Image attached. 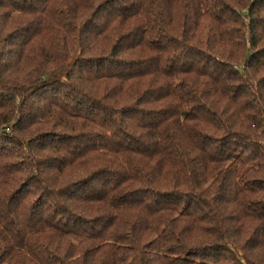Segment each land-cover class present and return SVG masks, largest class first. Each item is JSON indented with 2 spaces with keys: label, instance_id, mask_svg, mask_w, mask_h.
Returning <instances> with one entry per match:
<instances>
[{
  "label": "trees",
  "instance_id": "1",
  "mask_svg": "<svg viewBox=\"0 0 264 264\" xmlns=\"http://www.w3.org/2000/svg\"><path fill=\"white\" fill-rule=\"evenodd\" d=\"M0 264H264V0H0Z\"/></svg>",
  "mask_w": 264,
  "mask_h": 264
}]
</instances>
